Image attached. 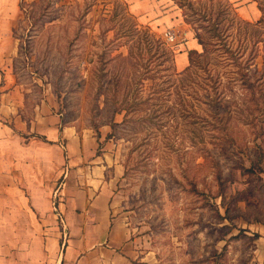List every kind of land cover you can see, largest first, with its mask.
Wrapping results in <instances>:
<instances>
[{
  "label": "rangeland",
  "instance_id": "374dc122",
  "mask_svg": "<svg viewBox=\"0 0 264 264\" xmlns=\"http://www.w3.org/2000/svg\"><path fill=\"white\" fill-rule=\"evenodd\" d=\"M188 1L145 0L148 12L136 14L125 0H20L17 53L8 62L18 119L37 116L45 103L95 139L96 155L116 165L113 210L152 264H264L255 234L264 225V21L254 24L264 17V0ZM227 2L249 26L211 19ZM224 30L232 55L218 41ZM190 47L198 54L191 64L184 56ZM213 85L221 121L208 105ZM15 131L23 174L13 178L26 184L35 175L24 173V144L34 135ZM34 164L46 177L49 168ZM22 219L20 231L28 225ZM10 229L6 220L0 225V247L41 246L10 239Z\"/></svg>",
  "mask_w": 264,
  "mask_h": 264
},
{
  "label": "crops",
  "instance_id": "0c3cea01",
  "mask_svg": "<svg viewBox=\"0 0 264 264\" xmlns=\"http://www.w3.org/2000/svg\"><path fill=\"white\" fill-rule=\"evenodd\" d=\"M142 1L125 0L136 14L148 12ZM19 3L0 0V85H5L0 86V146L10 148L6 153L0 150V177L12 178L10 182L0 180V225L5 220L11 223L5 232L10 239L32 238L41 246H30V240L22 245H4L0 247V264H152L150 255L138 239L130 237L126 224L113 210L111 170H116V165L108 163L106 153L96 155L95 139L62 123L48 112L45 103L40 114L19 121L13 97L16 89L11 80L8 83L13 77L8 62L17 53L12 30L19 17ZM190 50L197 49L188 48L185 57ZM15 130L34 135L24 144V173L35 175L26 184L13 178L23 174L19 168V159H23L18 150L19 133ZM3 160L9 164L6 169H2ZM34 163L49 168L46 177L37 176ZM60 178L63 181L58 185ZM6 190L12 192L10 196L2 194ZM20 216L28 223L21 231L15 226ZM3 234L0 230V236ZM255 234L256 240L263 241L258 248L264 253V225L258 226ZM34 254L38 263H33Z\"/></svg>",
  "mask_w": 264,
  "mask_h": 264
},
{
  "label": "trees",
  "instance_id": "16d2710c",
  "mask_svg": "<svg viewBox=\"0 0 264 264\" xmlns=\"http://www.w3.org/2000/svg\"><path fill=\"white\" fill-rule=\"evenodd\" d=\"M172 1L175 2V3H177V1H181V0H172ZM206 1L209 2V3H211V2H214L215 0H206ZM252 1L253 2H257V0H252ZM192 4H193L192 1L189 0L186 5L188 7H192ZM178 6L180 8H183L184 7V5H181L180 3L178 4ZM257 8H258V10L261 13H263V9H262V7H261V5L259 3H257ZM201 12H203V11H201ZM182 16H183V22L186 25H189V21L187 20L186 14L183 13ZM206 16H208V15H206ZM206 16L202 13V15H200L199 17L201 19H204V18H206ZM223 16L226 18V20L227 19H230V21H228L230 24H233V23L237 24L236 22L238 21V22L241 23L242 26H249L250 25V23H247L245 21H242V20L239 21L238 17L236 16V13H234V10L232 9V6L228 2L226 3V6L224 8H222V9L218 10L216 12V14L213 15V17H211V19L224 20L223 19ZM263 21H264V17L261 16V18H259V20L256 23H254V24H259V23H261ZM202 30H204V31L206 30V31L209 32L210 29H207L205 27H202ZM194 31H196V30H194ZM211 31H214L213 34H214L215 37L218 36L217 33L215 32V29L214 28L211 29ZM226 31L227 30H224L223 31V33L219 36L218 41L221 42L220 46L223 48L221 50H224L225 53H229L230 55H232V53H233L234 50H232L231 47L229 46V44L227 43V35H226L227 33H226ZM149 36H150V34L148 33V37ZM151 37H153V35H151ZM195 37L198 40V44H200L202 46L203 51L206 52V50H207L206 49V46H205L206 43L203 41L202 37L200 35H198V34H195ZM158 46L159 47L160 46H162V47L165 46L164 42L160 38H158ZM168 54H169L168 59L169 60L172 59L171 61H173L172 52L170 51ZM193 56H198V54L196 53V51H194V50L187 51V57H188V61H189L190 64L193 62ZM242 80H243L242 81L243 82V85L246 88H249L250 89L251 88L250 78H247L246 75L243 74ZM216 92H217L216 85L215 86L213 85L211 87V91L207 94V97H208V105H210L211 111L213 113L212 114L213 115L212 117L214 118V120L221 121L220 118L217 117V112H218V108H217L218 102L217 101H218V98H217V93Z\"/></svg>",
  "mask_w": 264,
  "mask_h": 264
},
{
  "label": "built area",
  "instance_id": "2783aa9c",
  "mask_svg": "<svg viewBox=\"0 0 264 264\" xmlns=\"http://www.w3.org/2000/svg\"><path fill=\"white\" fill-rule=\"evenodd\" d=\"M173 37H174V36H172V35L169 34V33H166V34H165V40H166V41H171V42H172Z\"/></svg>",
  "mask_w": 264,
  "mask_h": 264
},
{
  "label": "bare ground",
  "instance_id": "6f19581e",
  "mask_svg": "<svg viewBox=\"0 0 264 264\" xmlns=\"http://www.w3.org/2000/svg\"><path fill=\"white\" fill-rule=\"evenodd\" d=\"M182 65V64H181Z\"/></svg>",
  "mask_w": 264,
  "mask_h": 264
}]
</instances>
